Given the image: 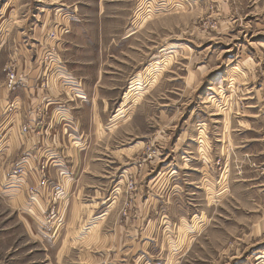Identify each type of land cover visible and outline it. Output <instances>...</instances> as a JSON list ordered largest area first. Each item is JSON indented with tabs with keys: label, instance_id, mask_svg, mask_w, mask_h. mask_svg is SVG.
Returning <instances> with one entry per match:
<instances>
[{
	"label": "rangeland",
	"instance_id": "1",
	"mask_svg": "<svg viewBox=\"0 0 264 264\" xmlns=\"http://www.w3.org/2000/svg\"><path fill=\"white\" fill-rule=\"evenodd\" d=\"M99 1L0 17L10 43L94 60L113 102L67 197L29 225L0 196V264H264V0Z\"/></svg>",
	"mask_w": 264,
	"mask_h": 264
},
{
	"label": "crops",
	"instance_id": "2",
	"mask_svg": "<svg viewBox=\"0 0 264 264\" xmlns=\"http://www.w3.org/2000/svg\"><path fill=\"white\" fill-rule=\"evenodd\" d=\"M99 3L97 13H103ZM20 4V0H0V17L18 10ZM76 7L80 14L82 5ZM40 45L38 41L29 46L19 36L10 43L0 34V196L27 212L29 225L37 215L42 217L53 185L63 184L62 195L67 197L74 190L72 176L90 168L92 162L85 158L94 159L89 149L103 141L104 119L113 103L105 94V72L91 65L94 60L63 55L44 65ZM7 65L22 78L13 89L6 87ZM17 166L24 168L22 175L15 173ZM42 173L48 184L41 188ZM32 187L39 190L34 200L29 194ZM28 202H34L30 209Z\"/></svg>",
	"mask_w": 264,
	"mask_h": 264
},
{
	"label": "built area",
	"instance_id": "3",
	"mask_svg": "<svg viewBox=\"0 0 264 264\" xmlns=\"http://www.w3.org/2000/svg\"><path fill=\"white\" fill-rule=\"evenodd\" d=\"M60 35H64L65 33H68V29L66 27H61L60 30ZM48 37H50L51 39H53V43L52 46L55 45V42L58 41L59 38H57V32H50L48 33ZM49 45V44H48ZM50 46V45H49ZM48 46V51L47 53L42 57V61L44 63V65H48V63L57 58V54L54 53V47H49ZM5 74H6V87L8 89H13L15 88L18 84L22 83V78L18 75V73L16 72L15 68L11 65H7L4 68ZM26 128L23 127V130H25ZM22 160H24V157L22 158ZM15 173L17 174H23L24 173V168L22 166H17L14 169ZM48 184V179L46 178L45 173H42L40 175V180H39V186L42 188L43 186H47ZM64 191V186L63 184H57V185H53L51 187L50 193L52 194L49 198V202H56L57 200H61L62 198V193ZM29 194L31 196V199L34 200L35 195L39 194V190L32 187L29 188ZM57 208H55L54 204L53 206L49 209L48 212V216L50 217V219H52L51 221L54 223L56 222L57 226L61 225V218L57 215ZM48 218V221L50 220Z\"/></svg>",
	"mask_w": 264,
	"mask_h": 264
}]
</instances>
